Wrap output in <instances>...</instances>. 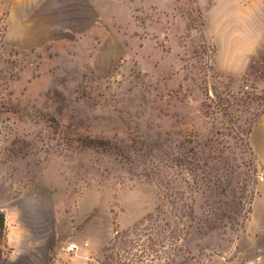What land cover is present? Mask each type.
<instances>
[{"label": "rangeland", "instance_id": "1", "mask_svg": "<svg viewBox=\"0 0 264 264\" xmlns=\"http://www.w3.org/2000/svg\"><path fill=\"white\" fill-rule=\"evenodd\" d=\"M247 6L0 0V208L47 243L40 264H115L104 249L164 196L170 210L172 192L188 191L172 159L193 154L226 167L227 196L207 184L216 172L201 182L198 171L190 256L175 264L252 258H238L237 242L264 185L248 142L264 111V44L248 64H225Z\"/></svg>", "mask_w": 264, "mask_h": 264}, {"label": "trees", "instance_id": "2", "mask_svg": "<svg viewBox=\"0 0 264 264\" xmlns=\"http://www.w3.org/2000/svg\"><path fill=\"white\" fill-rule=\"evenodd\" d=\"M263 113L264 111L256 116L252 127ZM252 127L249 129L248 134H250ZM82 146L109 150L106 145L96 141L86 142ZM123 158L130 162L129 157ZM201 162V159H196L194 154L190 158L182 155L172 159V168L178 170L180 168L181 179L187 185L188 191L181 193L179 190H174L171 195V197H174L173 203L168 198V203L172 206L170 210L166 208V195L164 196V202L156 209L155 214H148L131 229L117 233L116 237L103 251L106 261L110 258L115 264H175L184 255L190 256V252L185 249V242L193 225L189 224L187 220H192L195 212V202L189 189L191 182L197 183L198 171L206 173L201 182L207 177L212 178V173L216 172L214 178L219 176L218 180L208 179L207 184L213 186L214 189L216 188L215 190L223 192V196H227L223 191L221 181V177L225 175L226 167H207V160H204V163L200 166ZM203 167H206V169H203ZM208 187L210 186L208 185ZM218 217L222 220L225 215L221 214ZM212 228H216V226H207V229ZM0 229L4 232L7 231L4 213H0Z\"/></svg>", "mask_w": 264, "mask_h": 264}, {"label": "crops", "instance_id": "3", "mask_svg": "<svg viewBox=\"0 0 264 264\" xmlns=\"http://www.w3.org/2000/svg\"><path fill=\"white\" fill-rule=\"evenodd\" d=\"M247 3L235 53L228 56L225 63L227 65L248 64L264 44V0H247ZM248 142L259 171L264 175V113L252 127ZM0 211L6 215L7 229L6 246L0 245V264H40L39 258L48 249L47 243L42 248L39 247L28 226L18 218L17 212L5 207L0 208ZM237 246L238 258L247 252H254L247 264H264V185L259 186L251 203L249 218L244 224Z\"/></svg>", "mask_w": 264, "mask_h": 264}, {"label": "built area", "instance_id": "4", "mask_svg": "<svg viewBox=\"0 0 264 264\" xmlns=\"http://www.w3.org/2000/svg\"><path fill=\"white\" fill-rule=\"evenodd\" d=\"M260 182L264 184V177H260ZM75 250H76L75 245H72V246L69 248V251H70V252H75Z\"/></svg>", "mask_w": 264, "mask_h": 264}]
</instances>
